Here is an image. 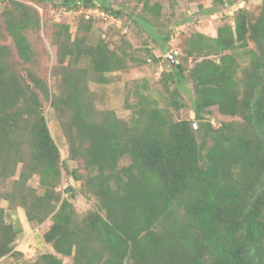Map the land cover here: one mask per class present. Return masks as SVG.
<instances>
[{
  "label": "trees",
  "instance_id": "trees-1",
  "mask_svg": "<svg viewBox=\"0 0 264 264\" xmlns=\"http://www.w3.org/2000/svg\"><path fill=\"white\" fill-rule=\"evenodd\" d=\"M76 1L59 0L67 11ZM106 1L80 0L108 9ZM137 1L142 13L129 12L132 20L168 40L169 31L161 36L155 28L159 0ZM7 2L0 18V197L21 207L29 222L49 218L43 239L53 250L22 264H64L63 257L70 264H264V0L257 11L237 8L215 36L188 35L182 50L194 64L178 62L162 73L163 106L136 88L135 100L125 101L128 120L96 109L88 87L89 80L107 83L109 73L146 62L127 51V40L116 48L104 37L92 43L93 16L85 14L73 38L68 25L56 23L58 60L67 62L50 90L32 68L21 73L1 42L6 36L20 63L30 65L35 52L27 33L39 30V14ZM186 79L192 118L175 119ZM47 103L77 167L60 160L43 113ZM213 107L240 120L215 126L205 117ZM61 167L77 188L57 189ZM34 175L41 192L28 183ZM77 190L95 207L80 214ZM16 236L0 210V258L13 250Z\"/></svg>",
  "mask_w": 264,
  "mask_h": 264
},
{
  "label": "rangeland",
  "instance_id": "rangeland-1",
  "mask_svg": "<svg viewBox=\"0 0 264 264\" xmlns=\"http://www.w3.org/2000/svg\"><path fill=\"white\" fill-rule=\"evenodd\" d=\"M17 1L33 7L40 17L41 26L39 30L27 33L35 52L33 62L30 65H22L10 40L6 39L5 36L1 42H5L12 49V61L16 63L17 69L21 73H24L26 68H32L46 81L49 89L53 90L60 77L61 70L67 62V58L62 62L58 60V49L53 40V32L59 27L55 24L64 23L68 25L73 38L76 24L84 13L77 11L74 7L66 11L63 6H60L59 0ZM224 1L225 4L222 6L212 0H159L162 5V15L158 21L160 23L155 28L158 26L161 36L169 31V39L164 42L161 37L153 38L150 36L141 22L134 21L130 17L129 12L142 13L139 1L107 0L108 9L106 8V14L114 12L120 7L123 9L122 13L117 16L120 21L116 23L110 17L104 20L93 17L89 40L94 43L98 40V37H104L110 48L123 46L122 41L127 40L129 42V45L126 44L127 51L134 57L146 62L140 64L134 62L126 69L109 73L107 83L89 80L88 87L93 94L96 109L113 110L119 118L128 120L131 110L126 107L125 101L133 102L135 100L136 88L157 99L159 105H165L168 92L162 86V73L170 70L178 62L182 63L185 68H190L196 59L185 56L182 50L185 47V38L194 31L215 36L216 28L219 25L223 23L231 24V17L237 8L244 5L257 11L262 3V0ZM7 4V0H0V18L3 7ZM88 15L92 16L91 14ZM0 27H2L1 24ZM83 64L84 62L80 63V65ZM186 72L187 69L185 74ZM184 86L186 90L180 91L181 95L179 96L183 99L184 105L181 109L172 111L175 119L192 118L193 113L190 103L194 94L191 81L186 79ZM174 87V83H168L169 90ZM43 113L50 132L59 147L60 160H65L69 168L77 167L76 161L67 159L69 155L68 141L62 131L59 118L48 103L45 104ZM205 117L215 126L222 121L240 120L239 117L231 118L219 114L216 107L211 108ZM126 163L127 158H123L121 164ZM19 169L20 165L17 167V170ZM79 170L83 172V166H80ZM38 181V176L34 175L28 183L35 187L38 192H41L42 189L39 187ZM68 184L77 188L78 183L61 167V177L57 189L63 190ZM74 207L80 214H83L95 207V204L92 199H88L77 190L74 197ZM0 210H3L5 222L12 224L17 231V236L13 242V250L0 258V264H22L35 260L44 252L53 251L51 246L43 239V234L51 223L49 218L41 223L29 222L21 207L11 205L1 197ZM62 260L64 264H70L71 262L69 257H63Z\"/></svg>",
  "mask_w": 264,
  "mask_h": 264
},
{
  "label": "built area",
  "instance_id": "built-area-1",
  "mask_svg": "<svg viewBox=\"0 0 264 264\" xmlns=\"http://www.w3.org/2000/svg\"><path fill=\"white\" fill-rule=\"evenodd\" d=\"M75 6L77 7V10L79 12L86 13V16H88V14H91L93 17H97V18L102 19V20L107 19V17H110L113 20H115L116 23H118L120 21L119 19L114 18L113 15L106 14L104 9H101V8H99L97 6H92V7H89V8H83L84 6L80 2V0H77L75 2ZM63 9H65V8H63Z\"/></svg>",
  "mask_w": 264,
  "mask_h": 264
},
{
  "label": "clouds",
  "instance_id": "clouds-1",
  "mask_svg": "<svg viewBox=\"0 0 264 264\" xmlns=\"http://www.w3.org/2000/svg\"><path fill=\"white\" fill-rule=\"evenodd\" d=\"M97 7H99V8H101V9H104L105 10V12H106V9L105 8H103V7H100V6H97ZM65 8V7H64ZM74 8H76L77 9V7L74 5ZM83 8H88V7H83ZM66 10V9H65ZM67 11V10H66ZM78 11V10H77ZM82 13H84V12H82ZM85 15H86V13H84ZM109 14H111V15H113V17H115L116 19H119L117 16H115V14L113 13V11L111 12V13H109ZM118 27H120V26H118ZM215 35H216V33H215ZM195 126H196V124H195Z\"/></svg>",
  "mask_w": 264,
  "mask_h": 264
}]
</instances>
